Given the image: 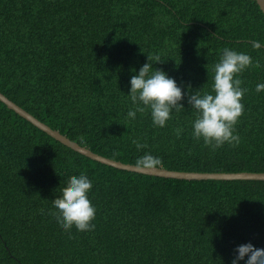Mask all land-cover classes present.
I'll list each match as a JSON object with an SVG mask.
<instances>
[{"label": "trees", "instance_id": "16d2710c", "mask_svg": "<svg viewBox=\"0 0 264 264\" xmlns=\"http://www.w3.org/2000/svg\"><path fill=\"white\" fill-rule=\"evenodd\" d=\"M264 13L255 0H0V92L104 157L144 153L187 172H264ZM225 47L253 64L239 74V144L213 150L191 135L182 101L165 127L127 117L132 69L160 54L192 90H211ZM144 51V52H143ZM259 61V63H255ZM183 127L176 136L174 129ZM133 140L144 145L137 148ZM92 180L94 229L64 230L52 210L70 177ZM264 247V180H182L92 160L0 101V264H231L236 245ZM241 264H244L241 261Z\"/></svg>", "mask_w": 264, "mask_h": 264}, {"label": "clouds", "instance_id": "9594fccd", "mask_svg": "<svg viewBox=\"0 0 264 264\" xmlns=\"http://www.w3.org/2000/svg\"><path fill=\"white\" fill-rule=\"evenodd\" d=\"M250 46L260 49L264 47V41L253 39ZM163 61L160 54L147 53V62L138 70L132 69L134 74L130 77L127 93L132 107L127 111V117L134 120L137 113L148 112L154 126L165 127L175 113L184 112L182 101L187 96L191 110L195 111V119L191 122L194 138H202L204 144L213 150L226 143L239 144L235 125L244 112L242 97L248 91L241 86L239 74L253 64L252 56L246 51L225 47L213 68L211 90H205L204 86L192 90L190 84L182 87L167 71L154 67ZM255 87L257 92L264 91V81ZM183 131L182 126L174 129L177 137ZM133 143L138 149L144 147L137 140ZM136 163L139 167H152L160 160L146 152L138 157ZM92 186V180L85 171L70 177L54 199L52 210L42 211V215L52 216L64 230L73 226L79 231L94 229L96 206L89 195ZM241 261L244 264H264V247H257L251 241L236 245L231 264H241Z\"/></svg>", "mask_w": 264, "mask_h": 264}, {"label": "water", "instance_id": "95a60500", "mask_svg": "<svg viewBox=\"0 0 264 264\" xmlns=\"http://www.w3.org/2000/svg\"><path fill=\"white\" fill-rule=\"evenodd\" d=\"M260 9L264 13V0H255ZM0 101L5 103L9 109L14 110L17 114L31 122L40 130L46 132L48 135L71 148L72 150L98 161L102 164L115 167L121 170L137 172L145 175L158 176L162 178H173L182 180H264V172H187L175 171L162 167H139L135 164L123 163L121 161L113 160L93 152L91 149L80 145L79 143L71 140L60 131L51 128L46 123L39 120L33 114L16 104L9 99L6 95L0 92Z\"/></svg>", "mask_w": 264, "mask_h": 264}]
</instances>
